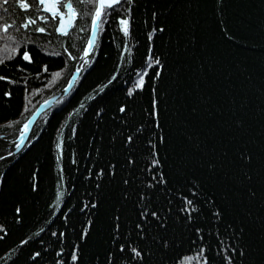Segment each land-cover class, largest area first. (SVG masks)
Wrapping results in <instances>:
<instances>
[{"label": "trees", "instance_id": "obj_1", "mask_svg": "<svg viewBox=\"0 0 264 264\" xmlns=\"http://www.w3.org/2000/svg\"><path fill=\"white\" fill-rule=\"evenodd\" d=\"M9 1L12 13L7 15L21 19L16 0ZM71 1L78 20L68 37L56 33V22L45 23L40 51H29L34 63L12 53L13 59L0 66V75L16 81H0V227L5 229L0 233V264H55L54 253L60 246L51 232L66 231L68 242L75 241L71 229L61 227V213L74 204L87 203L88 193L96 195L94 183L100 182L102 206L91 239L82 245L81 264H89L108 243L104 231L107 216L122 205V190L127 186L121 178H129L130 171L125 164L129 155L126 136L135 139L139 175L145 167V138L153 137L158 143L154 132L166 137L165 144H158V158L172 190L162 191L158 198L164 211L169 199L178 210L182 195L192 198L189 189L198 192L197 199L214 201L224 209L219 222L207 215L200 217L197 226L204 228L202 242L186 221L170 219L169 234L176 242L165 264H180L182 257L194 256L201 246L209 249L205 253L209 264H226L223 256H231L233 264H264V0H133L132 5L122 0L115 11L108 10L103 17L96 49L87 64L79 57L89 38L94 3ZM128 9L131 27L125 37L118 19L127 16ZM161 27L164 32L158 31ZM149 48L161 58V67L146 69ZM68 52L76 59L70 60ZM0 55L6 58L7 53ZM76 68H81V76L75 88L40 116L28 148L13 154L9 147L23 123L41 102L64 88ZM144 70L148 72L145 90L128 97L126 90ZM154 71L161 72L159 80ZM112 75L117 79L100 91ZM153 87L162 125L154 131L148 115ZM121 106H127L126 114L118 111ZM100 109L104 111L97 115ZM143 125L148 130L140 132ZM58 138L63 142L59 161ZM242 151L252 154L250 167L237 164ZM97 163L100 167L117 163L111 183L108 176L96 181ZM89 169L93 178L85 181ZM244 171L252 176L251 181ZM60 175L65 197L53 212L50 205L55 203ZM30 182L36 183V192L31 191ZM249 190L256 193L254 198ZM17 205L23 210L20 216L14 212ZM131 209V204L126 205L129 214ZM84 216L80 214L81 219ZM72 223L81 227L75 216ZM193 240L197 242L193 244ZM232 248L237 251L233 253ZM241 249L244 257L239 255ZM35 252L41 256L33 261ZM160 255L156 252L155 258L146 257V264H157Z\"/></svg>", "mask_w": 264, "mask_h": 264}, {"label": "snow or ice", "instance_id": "obj_2", "mask_svg": "<svg viewBox=\"0 0 264 264\" xmlns=\"http://www.w3.org/2000/svg\"><path fill=\"white\" fill-rule=\"evenodd\" d=\"M7 4L9 0H4ZM36 8L41 13L35 18L28 17L17 27V32L21 28L27 29L30 25L36 26L37 21H43L48 23L49 20L56 21L58 26L55 31L61 35H68V29L73 27V22L77 16L76 9L74 8L71 0H33ZM80 3H84L85 0H79ZM94 3V13L92 14L91 25H92V38L88 39L87 45L83 48V56L79 57L85 64H87L86 57H90L92 52L95 50V37L98 34L99 23L103 22V17L109 14L108 10H116V6L122 3V0H91ZM18 8L23 12H29L32 10L33 3L29 0H16ZM129 5L133 4V0H126ZM47 14V16L43 15ZM153 19L156 18V13L152 14ZM120 30L123 32L125 37L130 34L131 27V9H128L127 16H121L118 19ZM14 25L11 23L0 24V41H4L3 47H0V53H7V56L0 55V66L5 65L6 60H12V53L19 55L22 61L28 64L34 63V59L29 51L24 50L22 53L19 52L20 44L16 37L8 35L11 28ZM157 29H153L156 31ZM34 31L38 33H45L47 29L45 27H34ZM159 32H164V28H159ZM152 32L148 34V40L152 41ZM28 42H31L30 40ZM67 52V49H65ZM59 55L60 53H53ZM70 60L76 59L70 52L67 53ZM162 66L161 58L156 56L154 51L149 48L148 55L145 60L146 69H156ZM23 71V69H21ZM43 71H48V66H43ZM79 71V69H77ZM55 75L59 76L57 72ZM148 75L147 70L137 73V79L134 80L132 85L126 90L128 97H134L137 92H143L145 90L147 81L145 77ZM154 77L159 80L161 77L160 71H154ZM75 79V77H73ZM117 79L116 75H112L108 80V83L103 85L100 91H103L109 85ZM0 81H7L9 84L16 83L15 80L10 79L7 75H0ZM67 90V89H66ZM153 99L151 101L150 111L148 113L150 123L153 125V131L155 129H161L162 125L159 122V108L158 100L155 98V87L152 88ZM5 96H11V92H5ZM94 99V97H93ZM85 105L81 103L80 108H84ZM127 106L119 107L118 111L122 114L127 113ZM79 111V110H77ZM100 109L97 115L103 112ZM127 126V122L125 121ZM28 125L25 124L24 128ZM148 130L147 125H143L140 132ZM75 132V129H73ZM155 139L158 143L153 142V137H147L148 147L145 151V167L139 170L137 175L136 164L137 160L134 158L137 154V147L133 135L129 134L126 136L124 145L125 150L129 152V155L125 157V164L128 167L129 178H121L122 184L127 187L122 190V205L117 208L115 212L107 216L104 226V231L107 236V245L102 246L94 257L91 258L89 264H146V257L155 258L156 252H160L161 255L157 260V264H165L166 256L170 252L176 242V238L169 234V220L175 217L177 220H184L187 222V227L194 231L195 236L199 241L204 240V228L197 226L198 221L202 215H207L214 218L219 222L223 216L224 209L219 207L216 202L211 200L201 201L197 199L198 192L189 189L192 198L188 195H182L180 197V207L178 210H174L172 207L171 199L168 200L167 211L159 203V196L161 192L170 193L172 190L169 189V180L166 174L162 171L163 163L158 158L159 149L158 144H165L166 137L159 135L158 132H154ZM113 140L116 137L112 138ZM57 156L56 159L59 161L63 156V142L58 138L56 143ZM99 155L101 150L96 149ZM3 159V157H0ZM76 163L75 159L72 161ZM253 162V156L249 152L242 151L238 155L237 164L241 167H250ZM211 167H215L211 164ZM94 167H98V171L95 172L96 181H102L105 176H108L109 182L111 183L116 175L117 163H109L103 167H100L97 163ZM61 173L63 169H60ZM88 174L83 177L85 181H91L93 178V172L89 169ZM150 175H145V174ZM243 175L247 177L249 181L252 180V176L247 171L243 172ZM132 178H135L133 180ZM63 175H60L57 181V190L54 193L55 203L50 205L53 212L64 202L65 193L60 189L63 186ZM31 191L36 192L37 185L34 182H30ZM96 195L88 193L89 200L87 203H83L82 206L72 205L71 208L67 209V212H62L61 227L64 229H71V236L75 237V241L68 242L69 236L66 231H52L51 237L55 238V243L60 246V251H55V264H81V258L83 255V247L89 239H91V233L95 230L96 220L95 216L99 212L102 202L100 200V193L103 191V184L100 182L94 183ZM193 188L198 189L199 184H193ZM251 193L250 198H254L256 193L249 190ZM131 204V214L126 210V205ZM22 207L17 205L14 212L17 216L22 215ZM85 213L83 219L80 218V214ZM72 216L76 217V223L80 224L79 229L76 228L75 224L72 223ZM19 223V221H17ZM52 223L51 220L48 221ZM44 231V229H41ZM5 229L0 227V233H4ZM243 233V228L240 229ZM39 235V233H36ZM218 235V234H217ZM197 241L193 240L195 244ZM23 243H27L24 241ZM205 247L201 246L198 248L194 256L186 255L182 257L180 264H192L193 261L196 264H209V259L205 255ZM227 251V249H224ZM236 248H232V252L235 253ZM241 257L245 256V252L239 250ZM40 252H35L31 256V260L35 261L37 257H40ZM222 259L226 261V264H233L231 256H223Z\"/></svg>", "mask_w": 264, "mask_h": 264}, {"label": "flooded vegetation", "instance_id": "obj_3", "mask_svg": "<svg viewBox=\"0 0 264 264\" xmlns=\"http://www.w3.org/2000/svg\"><path fill=\"white\" fill-rule=\"evenodd\" d=\"M10 3H11V1H9L7 4H10ZM30 3H33V7H32V10L29 11V12H23L22 10H20L18 8L19 11L22 13L21 19L18 20L17 17H13V16H10V15H7V14H11L12 13V9L7 7V4L4 2V0H0V24L11 23V24L14 25V27L10 29L8 35H13V36L16 37L17 41L19 42V44L21 46L20 49H19V52L21 51V53L24 50L30 51V49H34L36 51H40V35H43L45 33H38L36 31H34V27H36V26H38V27L47 26L46 25L47 23L45 24L43 21H37V25L36 26L30 25L27 29L21 28L19 30V32H17V27L21 23H23L25 19H27L31 15H32L31 16L32 18H35L37 15H41V13L36 8L34 2L31 1ZM71 3H72V1H71ZM86 3H87V1H86ZM73 6H74V4H73ZM74 8L76 9L75 6H74ZM76 12H77V19H76V21L74 23L73 29L68 33V35L72 31H74V29H75V24H76V22L78 20V11H77V9H76ZM43 15L47 16V14H43ZM52 21L53 20H49L48 23H50ZM54 22H56V21H54ZM57 25H56V27H57ZM68 35L67 36H61V37H68ZM29 40L31 42H28ZM3 44H4V41H0V47H3Z\"/></svg>", "mask_w": 264, "mask_h": 264}, {"label": "water", "instance_id": "obj_4", "mask_svg": "<svg viewBox=\"0 0 264 264\" xmlns=\"http://www.w3.org/2000/svg\"><path fill=\"white\" fill-rule=\"evenodd\" d=\"M76 19H77V16L73 22V27H74V23H75ZM73 27L68 29V33L73 29ZM58 34L60 36H67V35H61L60 33H58ZM98 34H99V28H98ZM98 34L95 37V47H96V43H97ZM90 38H92V25H91V32H90L89 39ZM93 53H94V51L92 52L90 57H86L85 59L90 60L93 56ZM80 74H81V70L79 69V71H77V69H76L74 71V73L72 74V76L70 77L67 85L61 91H59L56 94H54L53 96L49 97L48 99L43 101L37 107V109L34 111V113L23 124V126L21 128V133L19 134V136L14 140V142H12L10 144L9 149L12 151L13 154H18V153L22 152L23 150H25V146L29 140V137H30V134L33 130V127H34L35 123L37 122V120L39 119V117L41 116V114L44 113L45 111L49 110L53 106H55L60 97L67 96L71 93V91L75 88V86L77 84V81L80 77ZM73 77H75V79H73ZM25 124L28 125L27 128H24ZM28 146L26 148H28Z\"/></svg>", "mask_w": 264, "mask_h": 264}]
</instances>
